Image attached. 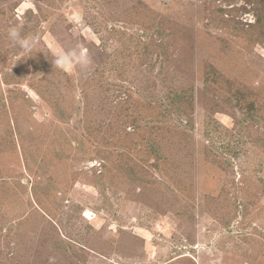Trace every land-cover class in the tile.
Wrapping results in <instances>:
<instances>
[{
    "label": "rangeland",
    "instance_id": "rangeland-1",
    "mask_svg": "<svg viewBox=\"0 0 264 264\" xmlns=\"http://www.w3.org/2000/svg\"><path fill=\"white\" fill-rule=\"evenodd\" d=\"M0 264H264V0H0Z\"/></svg>",
    "mask_w": 264,
    "mask_h": 264
},
{
    "label": "clouds",
    "instance_id": "clouds-1",
    "mask_svg": "<svg viewBox=\"0 0 264 264\" xmlns=\"http://www.w3.org/2000/svg\"><path fill=\"white\" fill-rule=\"evenodd\" d=\"M8 36L10 40H12L15 44H18L25 51L30 50L35 44V41L32 38L21 37L20 30L16 27L9 28ZM53 63L55 68H60L61 70H71L74 64H80L82 66L87 65L89 63V58L83 50L79 53L72 50L57 55Z\"/></svg>",
    "mask_w": 264,
    "mask_h": 264
},
{
    "label": "trees",
    "instance_id": "trees-1",
    "mask_svg": "<svg viewBox=\"0 0 264 264\" xmlns=\"http://www.w3.org/2000/svg\"><path fill=\"white\" fill-rule=\"evenodd\" d=\"M186 94V92H182L180 94H173V97L171 95H168L165 99V101H167V103L164 105V114L167 116L168 114H172L173 112L179 113L180 111H182V105H183V101H184V95ZM165 116V118H167ZM169 117V116H168ZM137 121V120H136ZM147 123H149V121H147ZM150 124V123H149ZM157 151V147L156 144H151V147L147 148V152L148 153H156ZM162 156L156 155L155 158V165H159L160 161H165V159L167 158H161Z\"/></svg>",
    "mask_w": 264,
    "mask_h": 264
}]
</instances>
